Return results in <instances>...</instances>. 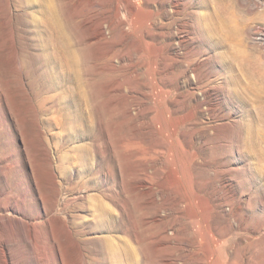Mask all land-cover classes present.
<instances>
[{
  "label": "rangeland",
  "instance_id": "obj_1",
  "mask_svg": "<svg viewBox=\"0 0 264 264\" xmlns=\"http://www.w3.org/2000/svg\"><path fill=\"white\" fill-rule=\"evenodd\" d=\"M263 107L264 0H0V264H264Z\"/></svg>",
  "mask_w": 264,
  "mask_h": 264
},
{
  "label": "bare ground",
  "instance_id": "obj_2",
  "mask_svg": "<svg viewBox=\"0 0 264 264\" xmlns=\"http://www.w3.org/2000/svg\"><path fill=\"white\" fill-rule=\"evenodd\" d=\"M150 14V13H149ZM144 19L146 21H148L151 17V14L150 15H144L143 16ZM217 22H218V26H215L214 24L211 26V28L208 30L207 33H205L208 37L209 36H212L214 34H219L221 32V20H222V16H221V13H216L215 14V17H214ZM220 21V22H219ZM159 52L160 53H163L164 52V49L163 48H160L159 49ZM161 55V54H160ZM221 55V54H220ZM169 67V66H168ZM233 85H239V80L238 79H234V82H233ZM181 103L182 101L178 100V99H173L172 101V105H174L175 107L177 106H181ZM168 105V103H167ZM202 104L200 103V105H196L194 107H192L191 110H189L186 114L184 113L183 116H179L178 117V125H185L187 123H189L191 125L192 122H196V117H197V114L198 112H201L203 113L204 110L202 109ZM211 107V105L209 106ZM185 108V107H184ZM182 109V107L180 108ZM166 110L171 113V114H176L177 113V109H175L174 107L172 106H168L166 108ZM167 112V113H168ZM248 113V112H247ZM166 114V112H165ZM253 114V113H252ZM249 115V114H248ZM261 116H262V119L264 120V107L261 109ZM252 117V116H250ZM172 118V117H171ZM248 120V119H247ZM250 120V119H249ZM248 131L246 132V137H245V146L247 145L249 148V153L253 151V149L256 148V142H255V137H254V119H251V121L249 122L248 124ZM178 130V129H177ZM197 130V129H196ZM192 140V139H191ZM193 141V140H192ZM192 143V142H191ZM180 147V146H179ZM195 147V146H194ZM193 146L190 148L191 151L193 153H190L189 155V159H190V162L191 164L193 162H195L196 160H198L199 158V154L197 153V151L195 150ZM81 152H82V157L81 159H79V161L81 160L82 162H86L87 161V152H86V148L83 147L81 148ZM80 158V157H79ZM89 159V158H88ZM66 160V156L65 155H62L60 156V167L61 169H63L65 171V168L63 167V164H64V161ZM87 163V162H86ZM199 163V162H198ZM83 165V164H82ZM204 201H207V200H204ZM209 203V202H208ZM210 204L207 205V208L209 209L211 207V205L209 206ZM99 222V224L96 225L97 226H94L95 228H99V227H106V228H110L112 226V223L114 221V216L111 214L110 210L108 208L105 207V205H101L100 208H99V211H98V214L95 215V221ZM210 235V239H211V234L209 233ZM5 250H3L4 252ZM109 251H111V248L109 247ZM132 251V250H131ZM133 253V251H132ZM9 254V253H8ZM113 254L117 257V258H121L119 252L117 249H114L113 250ZM4 257L6 259V264H11V257L9 255H7L6 252H4Z\"/></svg>",
  "mask_w": 264,
  "mask_h": 264
}]
</instances>
